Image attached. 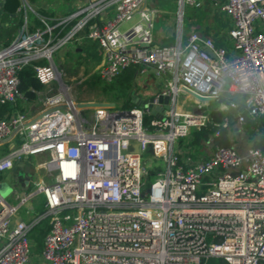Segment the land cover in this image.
<instances>
[{"label": "built area", "instance_id": "built-area-1", "mask_svg": "<svg viewBox=\"0 0 264 264\" xmlns=\"http://www.w3.org/2000/svg\"><path fill=\"white\" fill-rule=\"evenodd\" d=\"M149 1L85 0L62 16H38L42 26L33 30L24 17L0 47V104L10 110L0 117V148L7 147L0 173L16 163L23 170L27 159L33 169L27 184L20 173L13 184L0 179L11 188L0 193V264H264V0H175L173 35H156ZM205 4L230 19V48L194 30L182 34L185 10ZM82 32L102 51L104 82L127 67L137 68L135 81L163 80L159 91L137 94L150 103L79 108L55 57ZM24 67L42 85L36 112L15 106L25 99ZM194 95L220 101L222 110L246 109L261 124V145L239 153L208 141L192 158L178 141L211 123V109ZM159 96H168L167 108ZM236 121L243 123L240 113ZM215 125L218 136L229 120ZM38 198L43 212L30 217ZM45 218L42 250L32 253L29 233Z\"/></svg>", "mask_w": 264, "mask_h": 264}, {"label": "rangeland", "instance_id": "rangeland-1", "mask_svg": "<svg viewBox=\"0 0 264 264\" xmlns=\"http://www.w3.org/2000/svg\"><path fill=\"white\" fill-rule=\"evenodd\" d=\"M84 1L85 0H37V4L33 6V9L36 10L37 8H42L48 11L49 16H44V19H46L50 18L51 16H62ZM148 4H150L148 6L152 7L155 10L156 17L154 22V29L156 35L161 32H166L168 35H173L177 25L175 14V0H150ZM184 15L185 16H183L180 23V26H182L181 32L183 35H186L189 31L200 27L203 30L212 32L215 37H211L217 43L224 46H230L231 42L227 38V33L225 32V29L230 27V21L226 16H224L223 13L215 11L211 9L210 6L208 7V4H205L204 7L200 10L188 7L185 10ZM172 41H174L173 37ZM78 50L75 49L74 45L68 44L65 47L61 48L58 52V55L55 57V61L64 68L67 77L73 79V81L71 82L74 83V97L81 102H112L114 103V105H116L117 108H122L121 105L124 103L125 93L122 92L118 87H108V89L105 88L107 87V84H109V82H104L98 75V69L101 66V62H99L98 64L92 61H89L88 64L77 63ZM61 56L65 59L63 63H61L60 60ZM135 84V86H138L137 91H142L143 95L149 96L156 91H159L163 87V80L160 79V77H143L137 79L135 81ZM224 96L228 97L230 96V93L226 92L224 93ZM182 99L183 95L181 94L180 100ZM191 103L193 105L196 104L194 101H192ZM198 103L210 109L218 107V103H216L215 101H199ZM40 106V101L38 99H35L31 103V105H28L27 107H29L28 110H38ZM86 112L89 113L92 112V110H87ZM150 156L151 154L146 152L143 154V159L147 162L148 159H150ZM32 159L35 161L33 157ZM150 170L153 174H150L148 176V180L152 181L154 178L153 166L150 167ZM14 175L15 172L12 169H8L0 173V179H5L13 184L15 177ZM36 178H39V175L37 173L32 176V179ZM7 199L9 202L15 203L13 195L8 196ZM40 200L41 198H38L34 203H32L34 209L30 213V217L37 215V207L42 205L40 203ZM25 209L26 208H22L21 210L23 211ZM23 217L24 220H28V217L26 215H24ZM216 263H218L217 258H211L207 262V264Z\"/></svg>", "mask_w": 264, "mask_h": 264}, {"label": "trees", "instance_id": "trees-1", "mask_svg": "<svg viewBox=\"0 0 264 264\" xmlns=\"http://www.w3.org/2000/svg\"><path fill=\"white\" fill-rule=\"evenodd\" d=\"M26 1L31 6H34L37 4V0H26ZM20 4H21V0H4L1 18L4 20L5 18H8L12 14L15 15L17 8H19ZM34 12H35L34 13L35 15L32 14L28 20V22L30 21V24H28L29 30H33L37 27L42 26L40 20L38 19V16H43V17L49 16L48 11L42 8H37L36 10H34ZM15 29H16V25H8L4 28H0V41H2L1 46H5L10 42L12 34L15 31ZM172 42H173L172 38H170V40L164 41L163 43L169 44ZM70 44L71 45L75 44L74 45L75 49L76 48L80 49V51H78L77 63L88 64L89 61H92L98 64L101 61L102 51L99 48L98 43L89 39L86 36V32H82L81 37L79 39L73 40V42H71ZM136 74H137L136 67H127L123 69L114 78L113 81L109 82V84H107V87H105L106 89H108V87L109 88L118 87L120 88L122 92L125 93V100H124V103L121 105L122 108H127L129 106L134 105L132 102V93L136 85L135 84ZM18 76H19V89L26 99L25 102L27 104L29 103L28 105H30L35 100V97H36L34 91L42 89V85L34 77L33 69L31 67H24L23 69H21L19 71ZM21 105L18 101L15 103L16 108L17 109L19 108L20 112H26L29 107H27L26 104L24 105L21 104ZM9 113H10V110H9L8 105L0 104V117H8ZM209 115L211 118V123L207 124L204 127H200L199 129H191L188 137L180 139L178 141V144H177L178 147L182 150H185L188 154H190L192 158H197L198 154H201V152L204 153L203 146H204V143L208 141H211L213 146L214 145L231 146V141L227 135L228 130L226 128L220 129V135L213 136L214 131L218 127L215 124H218V123L220 124L222 122L223 118L226 117V112L222 110L214 109L210 111ZM150 118H154V115L150 114L146 118V121H148V119ZM250 119L245 123V126H249L252 124ZM259 125L261 124L259 123ZM258 129H261V126ZM192 148H194L195 151L194 150L192 151ZM6 151H7V147L0 148V156L5 154ZM42 212H43V206L40 205L39 207H37V214H41ZM47 229L48 227H47L46 218L40 220L37 224H35L32 227L29 233L32 253H40V251L42 250L44 235L47 232ZM217 259H218V263L216 264H226L221 259L219 258Z\"/></svg>", "mask_w": 264, "mask_h": 264}, {"label": "crops", "instance_id": "crops-1", "mask_svg": "<svg viewBox=\"0 0 264 264\" xmlns=\"http://www.w3.org/2000/svg\"><path fill=\"white\" fill-rule=\"evenodd\" d=\"M3 1L4 0H0V28H4V27H6L8 25H16V29L13 32L12 37H11V39H12L17 34L19 29L22 27L23 21H24V17H27V20H29V17L32 14H34L35 12L33 10V6L29 5V3L26 0H21V4H20L19 8H17V11H16L15 15L12 14L8 18H5L3 20L1 18V14H2V11H3ZM27 3H28L29 6L27 5ZM148 5H150V4H148ZM50 18H55V16L50 17ZM20 20H22V21H20ZM228 20L230 21L229 18H228ZM28 24H30V21L28 22ZM230 26H231V24H230ZM228 29L229 28L225 29L226 31L225 30L224 31L227 33ZM194 31H197V32H199L200 34H203V35H207V36H210V37L211 36L215 37L212 32L203 30L200 27H197V29H194ZM170 38H172V37H170ZM170 38H168V39H170ZM227 38H228V36H227ZM159 41H157V42H159ZM164 41H167V40H163L162 42H164ZM1 43H2V41H0V47H2ZM230 46H231V44H230ZM230 46H227V47L230 48ZM78 51H80V49ZM60 60L62 61L61 63H63L65 59H64V57L61 56ZM100 62H101V64L103 63V55L101 57V61ZM141 78H143V77H141ZM134 88L135 89H134L133 93H137L139 95L140 94L143 95L142 91H137L138 86H135ZM35 99H38L40 101V104H41V97L40 96H38V97L36 96ZM17 101L20 103V105L21 104H23V105L26 104V106H28V104H29V103L27 104L25 102L26 99H18ZM216 103H218V107L211 108V110H214V109L215 110H222V109H219V106H221L220 105L221 103L219 101L216 102ZM40 108H41V106H40ZM17 110L19 111V108ZM38 110L37 109L36 110H29V111L27 110L26 112H23V113H31V112H36ZM222 111L226 112V110H222ZM226 117H227V112H226ZM249 119H250V117L248 116V119L246 121H243L242 124H239L236 121V116H234L233 117V122H229V125H228V129H227L228 133H227V135H228V137H229V139L231 141V146L233 148H235L239 153H244L247 150V148L250 147V146H253V145L260 146L261 145V142H260L261 133L260 132H261L262 127H261V129H258L261 125H259V122L255 121L253 119H250L251 122H252L251 125L245 126V123ZM253 124H254L255 127L253 126ZM18 167L19 166L16 164V168H12V170L15 172V174L16 173H20V172L23 171L22 173H20L22 177H24L25 179H27V177H30V174H31V172L33 170L32 168L29 167L30 170L28 172H26L24 170V168H23V170H20V167L19 168Z\"/></svg>", "mask_w": 264, "mask_h": 264}, {"label": "water", "instance_id": "water-1", "mask_svg": "<svg viewBox=\"0 0 264 264\" xmlns=\"http://www.w3.org/2000/svg\"><path fill=\"white\" fill-rule=\"evenodd\" d=\"M141 47H147V44H140ZM194 97L202 102H206V101H211L210 97H204V96H199V95H194ZM152 100V98H147V99H140V97L136 94L133 93L132 94V102L134 105L136 106H140L142 104H146V103H150ZM159 101L160 103H162L164 105L165 108L168 107V96H159ZM220 102V101H219ZM114 106V103L112 102H94V101H86V102H79L78 106L79 108H94L97 106ZM158 109V108H157ZM160 109V108H159ZM52 110H50L51 112ZM227 112V119L229 120V122H233V117L237 116L238 113H240V115L243 117L244 121H246L248 119V112L246 109H243L242 107H237V108H233L232 106H229L226 109ZM127 115L126 112L123 111H119L115 114L116 117H120V116H124ZM24 170L26 172H28L30 169L29 167L31 166L32 162L31 160L27 159L24 160ZM18 166L21 165V163H16ZM33 171V170H32ZM28 180H23L22 183L23 184H27ZM10 186L6 183V182H0V193L5 196L10 192ZM21 219V218H19Z\"/></svg>", "mask_w": 264, "mask_h": 264}]
</instances>
